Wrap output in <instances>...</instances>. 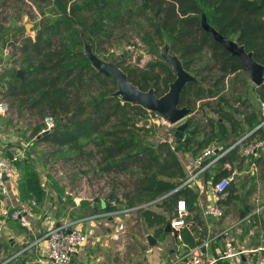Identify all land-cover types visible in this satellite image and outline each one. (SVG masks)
I'll use <instances>...</instances> for the list:
<instances>
[{"label": "trees", "instance_id": "1", "mask_svg": "<svg viewBox=\"0 0 264 264\" xmlns=\"http://www.w3.org/2000/svg\"><path fill=\"white\" fill-rule=\"evenodd\" d=\"M35 1L50 5L51 16L40 20L34 39L27 36L13 42L23 76L16 77L14 70L6 82V95L13 99L18 116L36 111H50L53 115L51 129L46 130L42 122L32 128L36 142L77 147L81 139L98 136L95 144L102 169L124 177L115 184L122 190L123 201L114 207L105 201L104 210L134 208L136 217L148 225H163L165 216H153L142 204L153 201L173 211L177 201L183 199L188 210L197 207V192L181 186L186 175L177 152H187L195 158L212 143L228 148L249 132L242 146L254 138L263 139L262 128L253 130L262 120L260 106L252 107L247 97L238 92L244 87L247 94L253 92L263 100L264 72L260 85L248 86V76L240 72L249 73L240 58L215 41L200 21L204 15L210 26L242 46L264 67V0H135L125 10L121 7L123 0ZM135 16L146 19V25L139 27L140 40L154 58L143 67H120L129 81L142 90L152 87L157 96L168 90L174 75L160 56L159 49L164 44L196 78L181 93L180 106L189 108L193 116L187 119L180 142L165 138L167 132L149 120V111L112 96L116 83L97 72L83 51L82 36L101 56L105 39ZM23 32L24 26L20 34ZM204 52H208V61L200 64ZM228 76L233 80L230 94L226 90ZM96 87L98 91L92 92ZM196 112L201 118L194 116ZM65 116L67 119L62 120ZM230 134L235 140L225 144ZM240 147L226 152L216 166L242 161ZM258 158L254 161L258 162ZM28 159L17 163V188L22 199L40 202L45 192ZM228 174L224 169L206 177L215 181ZM223 194L224 204L239 198L233 181Z\"/></svg>", "mask_w": 264, "mask_h": 264}, {"label": "crops", "instance_id": "2", "mask_svg": "<svg viewBox=\"0 0 264 264\" xmlns=\"http://www.w3.org/2000/svg\"><path fill=\"white\" fill-rule=\"evenodd\" d=\"M232 81L231 78V83ZM232 85L233 83L231 88ZM227 87L230 94L231 88ZM243 89V95L241 92L239 94L246 96L250 101L252 95L249 96L245 88ZM191 116L193 113H190L187 119ZM262 129L264 133V128ZM234 140L235 137L230 134L225 144ZM262 141L263 146L253 157L252 162L242 158L240 162L238 160L233 163L227 161L221 167H217L216 161L214 165L206 168V172L203 171L195 181L197 185L189 186L197 192L196 209L193 211L187 209L185 225L172 228L170 232L165 231V226L176 215L175 207L173 211L167 209L166 205L157 203L148 207L153 216L158 214L165 216L166 222L163 225L150 226L146 221L138 219L134 211L117 217L111 213L115 209H103L105 201L84 199L77 203L73 200L69 202L61 194L62 189L66 192L61 181L57 180L55 184L54 181L50 182L49 179L41 176L39 168L32 166L40 178L45 195L42 201L34 200L35 205H30L32 230H26L16 222L0 217V232L5 236L0 238V264H45L42 250L43 234L49 226L64 223L80 225L88 236L87 242L75 252L70 264H184L180 256L206 240L209 243L205 249L207 260L216 259L213 264H231L218 258L223 250L225 234H232L236 241L248 246H258L264 239V212L250 216L255 207L264 206V134ZM211 145L224 146L218 143ZM177 155L186 176L196 169L194 160L197 156L192 158L189 153L183 151L177 152ZM257 157L259 161L255 162ZM224 169L228 170L229 174H234L233 183L239 195L237 200H232L228 204L222 202L224 194H214L209 184L211 180L206 177V174L211 176ZM50 176L54 180V177ZM17 182L18 179L10 182L7 195L0 194V207L6 205L14 209L19 208L21 203L33 201V198L22 199L20 197ZM100 203H102V208H99ZM107 204L110 206L108 202ZM207 204L219 205L223 215L219 218L204 216L202 208ZM248 216H250L249 219ZM119 222L124 223L125 229L122 239L116 240L114 233ZM255 257L256 255H244L240 264H254Z\"/></svg>", "mask_w": 264, "mask_h": 264}, {"label": "built area", "instance_id": "3", "mask_svg": "<svg viewBox=\"0 0 264 264\" xmlns=\"http://www.w3.org/2000/svg\"><path fill=\"white\" fill-rule=\"evenodd\" d=\"M260 109L263 115L260 123L255 126L253 130L264 128V99L260 101ZM8 112V104L5 99L0 98V115H5ZM150 112L149 120L156 126H170L171 124L160 114ZM43 123L46 130H49L54 125V119L51 115L43 117ZM251 132L245 134L243 137L232 143L228 148L217 145H209L204 148L194 160L196 169L190 172L182 182L181 186H194L195 182L206 168L214 165L216 161L223 156L226 152L234 148L240 147V153L245 161H253L260 148L263 146V141L252 139L246 145H241L242 141ZM25 155V148L11 145L7 146L6 142L0 137V194L7 195L9 191L10 182H15L19 177V169L17 163L21 157ZM207 160L206 163H203ZM65 165L62 161H56L49 166L48 173L61 181L65 186L67 193L71 199L77 203L84 199H94L98 202L107 201L110 206H117L123 201V193L119 187L115 186L113 180H123V175L113 174L106 172L102 169V164L95 163L89 167L90 172L79 174V181L75 187H71L66 175H70L77 169L84 170L83 166L78 164ZM234 174H229L221 177L215 181H211L210 188L216 195L223 194L227 186L234 181ZM112 194V196H111ZM111 196V197H110ZM154 202H147L142 204V207L148 208ZM35 205V201L31 203H21L19 208H9L2 205L0 208V217L2 219L11 220L16 222L19 226L26 230H32L33 222L31 218V206ZM134 208L121 207L111 212L113 215L119 217L120 215L128 214ZM264 212V206L255 207L250 216ZM176 215L170 220L171 228H179L185 225V218L188 211L184 200H178L175 207ZM204 216H211L219 218L223 215L222 208L217 204H207L202 208ZM248 216V219L250 218ZM1 222V221H0ZM124 223L119 222L114 233V239L121 240L124 233ZM1 231V223H0ZM252 233V231H250ZM179 237V235H178ZM44 244L42 250L44 253L45 264H70L75 252L88 240L87 234L77 225L73 224H59L52 225L47 228L43 234ZM209 245L208 240L203 241L180 256V260L184 264H213L216 259L207 260L205 249ZM244 255H256L254 264H264V239L258 246H248L245 243L236 241L235 237L227 233L223 236V250L219 255V259L226 260L231 264H240L241 258Z\"/></svg>", "mask_w": 264, "mask_h": 264}, {"label": "rangeland", "instance_id": "4", "mask_svg": "<svg viewBox=\"0 0 264 264\" xmlns=\"http://www.w3.org/2000/svg\"><path fill=\"white\" fill-rule=\"evenodd\" d=\"M135 0H123L121 7L125 10L133 5ZM50 5L44 6L37 3L35 0H0V98L5 99L8 104V112L0 117V137L6 139L7 146L15 145L25 148V155L21 157V162L25 156L29 161L31 160L35 168H39V173L42 177L54 181V184L59 180L48 175L49 166L53 162L62 161L65 165L78 164L85 169H77L70 175H66V178L73 188L78 184L79 174L89 173V167L93 164H97L101 161V155L98 146L95 142L98 140V136H93L87 139H81L77 147L61 146L56 147L46 142H36L32 137V128L38 124L43 123V116L53 115L50 111H45L40 114L38 111L35 113L24 112L23 116H18L13 99L6 95V82L11 78L14 70L19 69V55L14 52L15 48L12 46L15 40H19L23 37L30 36L31 39L35 37V30L39 26L40 20L44 16L50 15ZM44 12V15H41ZM44 20V18H43ZM146 25V19L144 17H136L124 22L117 27L111 35L105 39L102 48V59L116 64L119 67L127 64H133L138 67H143L148 61L153 59V55L147 49L146 45L140 40V25ZM24 26V32L20 34L21 27ZM21 35V37H20ZM104 49V50H103ZM203 61H208V52H204L201 56ZM199 64V62H198ZM16 71V72H17ZM242 76H248L247 73L240 72ZM231 78L227 77L226 86L231 88ZM97 84V83H96ZM253 84L249 80L248 86ZM98 86V84H97ZM238 86V85H237ZM239 88V87H238ZM244 87L239 88V92L244 93ZM227 92L228 87H227ZM98 88L93 89L92 92H97ZM238 92V93H239ZM252 97L249 99L250 104L254 108H259L260 101L255 93L248 94ZM248 96V97H249ZM196 118H200V114L196 112ZM188 117H186L187 119ZM176 125L170 126H158L163 132H167L165 138L172 142L173 132ZM156 128V127H155ZM58 180V181H57ZM113 183L117 184L115 180ZM61 194L69 202L72 200L71 196L61 190ZM78 228L83 229L80 225ZM5 236L0 232V238Z\"/></svg>", "mask_w": 264, "mask_h": 264}, {"label": "water", "instance_id": "5", "mask_svg": "<svg viewBox=\"0 0 264 264\" xmlns=\"http://www.w3.org/2000/svg\"><path fill=\"white\" fill-rule=\"evenodd\" d=\"M201 27L212 34L215 41L220 43L232 55L240 58L249 73V80L258 86L263 82L264 67L254 61L250 53H247L242 46L230 38L221 35L212 26H210L204 15L200 21ZM83 51L90 61L91 66L99 73L111 78L116 83V90L112 96H118L123 101L137 104L147 111L156 112L163 116L170 124L176 125L173 137L176 142H180L184 137V131L187 127L185 119L190 114V109L186 106H180L181 93L188 82L195 81L196 78L192 73L184 69L179 58L169 51L167 44L160 47L159 52L163 60L171 67L174 79L169 83L168 90L161 96H157L152 87L142 90L129 81L127 74L116 64L106 61L99 57L93 50L90 42L82 36ZM23 70L16 72V77H22ZM67 119L63 117L62 120ZM145 121V123H147ZM170 222L166 223L165 231L170 232ZM149 239H151L149 237Z\"/></svg>", "mask_w": 264, "mask_h": 264}]
</instances>
